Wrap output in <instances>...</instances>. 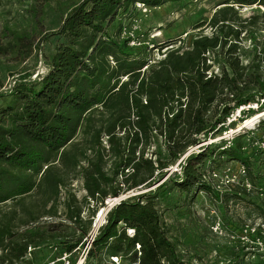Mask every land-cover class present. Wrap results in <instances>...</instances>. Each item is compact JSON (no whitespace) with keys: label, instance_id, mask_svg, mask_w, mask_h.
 Wrapping results in <instances>:
<instances>
[{"label":"trees","instance_id":"16d2710c","mask_svg":"<svg viewBox=\"0 0 264 264\" xmlns=\"http://www.w3.org/2000/svg\"><path fill=\"white\" fill-rule=\"evenodd\" d=\"M27 1L37 17L49 0ZM165 1L77 0L52 33L64 41L46 58L49 70L36 80H18L1 95L0 264H33L28 254L47 243L64 245L70 254L79 250L92 229L94 203L103 206L107 198L162 178L166 168L225 125L233 110L253 103L257 109H243L245 115L264 110V88H258L264 44L245 38L253 55L244 63L240 38L243 31L264 29V0H223L211 18L212 34L193 38L188 47L155 38L153 47H167L159 59L151 58L153 47L131 45V37L109 31L137 2L155 7ZM255 4L261 6L249 16L236 8ZM10 31L0 34V54L17 47L29 55L33 34ZM263 127L264 120L257 130L203 145L185 159L179 176L171 174L172 184L189 193H212L204 169L240 162L252 185H237L235 197H246V205L264 218ZM255 155L260 165L255 166ZM78 178L85 190L81 199L69 188ZM64 189L69 223L56 222ZM152 195L150 190L113 205L87 258L187 264Z\"/></svg>","mask_w":264,"mask_h":264},{"label":"rangeland","instance_id":"374dc122","mask_svg":"<svg viewBox=\"0 0 264 264\" xmlns=\"http://www.w3.org/2000/svg\"><path fill=\"white\" fill-rule=\"evenodd\" d=\"M76 1L49 0L44 5L42 13L34 17L31 2L0 0V34L10 35L12 33L10 29L12 31L26 29L33 34L32 39L35 41L29 55H26V49L17 50V47L7 54H0V106L5 103L1 95L7 94L18 80H36L49 70L46 58H51L56 47L64 41L62 37L52 33L61 26L63 19L74 7ZM222 1L166 0L155 7L137 2L136 6H130L127 11L117 16L109 26V31L121 38L131 37L133 42L131 41L130 44L135 46L143 43L151 48L154 45L153 40L159 38L163 41L174 39L176 42L174 46L182 44L188 47L193 38L202 34H212L214 29L211 26V18L218 8L225 5H217ZM260 6L255 4L236 8H239L238 11L243 16H249ZM261 9H264V6H261ZM45 36L47 37L44 38ZM240 38H244L243 62L247 63L253 53L247 50L250 41L245 38H259L263 46L264 29L243 31ZM13 39L7 38V40ZM166 48L159 50L153 47L150 51L151 58L154 60L163 57ZM215 67L218 70L217 64ZM259 72L261 75L258 79V88H264V61L261 63ZM249 107L257 109L258 104L253 103L233 110L225 125L220 126L216 133H210L206 140L202 139L199 144L190 148L180 159L166 168L162 178L123 193L121 196L126 198L152 190V198L167 224L168 235L177 243L178 254L187 264H259L264 261L263 249L254 247L251 243L252 239L263 234L264 218L255 207L246 205V201L243 200L247 199L246 197H235L237 185L245 186L250 183L243 173L242 163L230 161L214 169L207 166L204 169V179L212 184V193L202 189H193L189 193L185 189L174 186L169 178L175 173L179 176L185 159L192 152L201 151L203 145L222 140L230 141L239 133L250 129L257 130L261 121L264 120V113H262L264 110L260 111L262 114L256 121L246 124V121L255 115L243 113V109L247 110ZM261 133L262 130L258 131V136ZM152 150L154 147L146 152V156L152 155ZM161 155L164 158L167 157L165 150L162 149ZM252 159L255 166L260 165V157L255 155ZM163 182L165 183L161 185ZM69 188L79 199L85 195L82 178L74 179ZM66 190L63 191L64 195L59 205L60 216L56 222H70L65 216L66 208L62 204L66 197L64 193ZM107 199L103 206L100 203L93 204L95 210L92 217L93 225L101 219L98 220L97 229L93 230L92 225L91 231L84 239V245L79 250L70 254L65 252L64 245L47 243L33 249L28 254V259L33 264L54 262L68 264L70 261L74 262L73 264H127L119 258L117 261L106 259L101 262L94 258H87L90 249L89 240L97 234L100 226L106 222L108 211L117 203L113 199ZM83 215L87 218L89 211L85 210ZM246 224L257 229L249 234L248 239H244Z\"/></svg>","mask_w":264,"mask_h":264},{"label":"built area","instance_id":"2783aa9c","mask_svg":"<svg viewBox=\"0 0 264 264\" xmlns=\"http://www.w3.org/2000/svg\"><path fill=\"white\" fill-rule=\"evenodd\" d=\"M243 173H244V175L246 174L245 173V168H243ZM245 186L251 187L250 183L249 184L247 183V185H245ZM121 199H123V198L122 197H118V198H114L113 200H115L116 202H119ZM245 227H246L245 228L246 235H245V238L244 239H248L247 237L249 236V234L252 233V232H255L257 229L255 227L249 226L248 224H246ZM128 233L130 235H134L135 231H134V229H128ZM262 233L263 234L261 236H257L254 239H252V242L251 243L253 244L254 247L263 249V251H264V229L262 230ZM95 236H96V234H94L91 237V239L89 240V244H88L89 245V248L91 247L92 242L94 241ZM112 259H114L115 261H117L118 260V257H112Z\"/></svg>","mask_w":264,"mask_h":264},{"label":"bare ground","instance_id":"6f19581e","mask_svg":"<svg viewBox=\"0 0 264 264\" xmlns=\"http://www.w3.org/2000/svg\"><path fill=\"white\" fill-rule=\"evenodd\" d=\"M262 113H264V112H262ZM261 112L260 113H257V114H255L253 117H251V118H249L247 121H246V124H251V123H253L254 121H256L258 118H259V116L262 114ZM263 116V115H262ZM110 199V198H109ZM108 200V199H107ZM112 201V200H111ZM109 202V201H108ZM101 219V218H100ZM100 219H98L99 221H100ZM96 221L95 222V226H96V228L98 227V225H99V221ZM83 264V263H82Z\"/></svg>","mask_w":264,"mask_h":264},{"label":"water","instance_id":"95a60500","mask_svg":"<svg viewBox=\"0 0 264 264\" xmlns=\"http://www.w3.org/2000/svg\"><path fill=\"white\" fill-rule=\"evenodd\" d=\"M95 229H97V228H96L95 223H94V225H93V230H95Z\"/></svg>","mask_w":264,"mask_h":264}]
</instances>
